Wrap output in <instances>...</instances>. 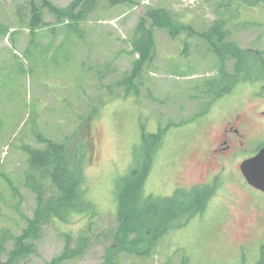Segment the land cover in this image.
<instances>
[{"label": "rangeland", "instance_id": "374dc122", "mask_svg": "<svg viewBox=\"0 0 264 264\" xmlns=\"http://www.w3.org/2000/svg\"><path fill=\"white\" fill-rule=\"evenodd\" d=\"M47 1L66 8L75 0ZM221 2L97 0L85 21L71 24L51 15L43 0H0V234L8 229L21 236L36 208L24 185L26 148L43 149L40 139L61 142L81 130L90 143L88 197L99 215L91 224L87 252L63 264H105L113 256L122 264H264V193L251 189L250 196L232 181L221 185L210 207L184 227L172 229L168 219L158 223L155 231L166 233L154 242L149 237L120 251L113 238L117 183L140 164L144 132L164 130L166 137L155 154L146 195L172 197L210 173L206 147L222 124L207 128L210 122L195 119L212 107L202 87L218 76L220 63L204 34L224 14L231 20L226 43L264 52V7L223 10ZM33 6L41 15L35 29L30 26ZM159 9L184 29L170 35L153 27L148 13ZM142 20L154 33V59L127 93L117 82L131 75L139 58L133 42L141 37ZM233 65L228 62L229 72ZM247 85H237L233 95L248 107ZM89 222L76 217L68 226L47 225L36 252L14 264H50L64 251L66 233L77 236ZM14 249L9 242L7 251Z\"/></svg>", "mask_w": 264, "mask_h": 264}, {"label": "trees", "instance_id": "16d2710c", "mask_svg": "<svg viewBox=\"0 0 264 264\" xmlns=\"http://www.w3.org/2000/svg\"><path fill=\"white\" fill-rule=\"evenodd\" d=\"M96 1L75 0L66 8H58L43 0V6L57 20H67L73 24L85 21L94 10ZM235 6L264 7V0H222L220 4L223 10ZM32 12L30 26L35 29L41 25V15L35 6ZM223 18L215 22L204 34L209 49L220 63L218 76L205 82L202 87L208 105L231 91V85L234 83L237 86L241 83L264 80V52L243 50L235 44L226 43L229 35L226 27L231 20H226L224 14ZM148 19L152 21L153 27L166 29L170 35H176L184 29L181 24L173 25L169 13L162 9L150 10ZM138 29L141 37L133 42V48L139 58L134 64L131 75L117 82V86L125 88L127 93L136 89V81L144 65L154 59L153 30L146 28L144 20ZM5 33L3 29V34ZM229 61L234 63L232 72H229L227 67ZM80 131L61 142L40 139V143L45 144L43 149L26 148L28 160L24 185L35 196L36 208L33 217L27 220L28 226L21 236L14 237L8 229L0 234V257L8 256L5 263H2L0 258V264H14L19 259L34 254L35 243L40 239L47 225L60 222L68 226L76 217L90 220V225L77 236L72 231L66 233L64 251L50 264H63L80 258L89 249L92 240L91 224L99 214L88 197L90 187L86 171L90 163V143L85 133L82 134ZM165 139L164 130H159L157 133L144 132L139 146L142 153L140 164L117 183L118 226L113 238L115 245L120 246V251H125L128 245L143 242L149 237L154 236L153 242L158 240L166 231L162 230L158 233L155 231V226L167 219L165 224L172 229L184 227L192 218L204 212L205 205L213 196L209 188L178 190L172 197L164 198L146 195V183L153 167L155 154L161 149ZM132 237L135 239H131ZM9 242H13L15 246L11 252L7 251ZM74 243L75 247H73ZM105 264L122 263L113 256ZM183 264H186V261Z\"/></svg>", "mask_w": 264, "mask_h": 264}, {"label": "flooded vegetation", "instance_id": "af4514ba", "mask_svg": "<svg viewBox=\"0 0 264 264\" xmlns=\"http://www.w3.org/2000/svg\"><path fill=\"white\" fill-rule=\"evenodd\" d=\"M247 86L251 99L248 107L244 98L233 95L237 90L234 83L231 85V91L217 99L203 116L195 119H204L200 124L210 122L207 128L222 124L221 128L216 130L215 141L206 147L205 155L209 160L210 173L206 181L193 187L212 190L213 196L205 208L210 207L218 195V189L228 181L242 185L250 196V190L255 189L245 179L242 164L256 157L264 149V80L249 82Z\"/></svg>", "mask_w": 264, "mask_h": 264}, {"label": "water", "instance_id": "95a60500", "mask_svg": "<svg viewBox=\"0 0 264 264\" xmlns=\"http://www.w3.org/2000/svg\"><path fill=\"white\" fill-rule=\"evenodd\" d=\"M242 172L250 186L264 193V149L242 164Z\"/></svg>", "mask_w": 264, "mask_h": 264}]
</instances>
